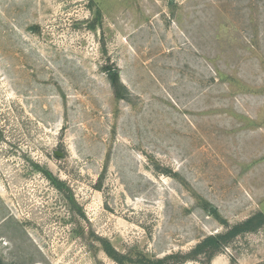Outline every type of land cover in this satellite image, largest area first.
I'll return each mask as SVG.
<instances>
[{
  "label": "rangeland",
  "instance_id": "rangeland-1",
  "mask_svg": "<svg viewBox=\"0 0 264 264\" xmlns=\"http://www.w3.org/2000/svg\"><path fill=\"white\" fill-rule=\"evenodd\" d=\"M0 133L5 264L188 254L264 212V0H0ZM203 258L264 264V225Z\"/></svg>",
  "mask_w": 264,
  "mask_h": 264
},
{
  "label": "trees",
  "instance_id": "trees-1",
  "mask_svg": "<svg viewBox=\"0 0 264 264\" xmlns=\"http://www.w3.org/2000/svg\"><path fill=\"white\" fill-rule=\"evenodd\" d=\"M100 11L97 10L96 17L89 23L90 28H95V24L100 18ZM104 70L106 72L108 81L111 85L114 97L117 99H125L127 98V89L125 85L121 82L119 76V70L113 64H106L104 66ZM1 136V133H0ZM166 172H169L165 169ZM43 174L50 180V182L60 191L64 192L66 195L68 187L66 183L57 177L53 176V174L48 169H42ZM68 199L71 203H74L73 197L68 195ZM79 214H82L81 209H77ZM209 212L217 214V210L215 207H209ZM264 225V212H257L246 219L244 222L239 223L233 226L230 230L225 233L208 235L204 237V239L197 243V245L190 250L188 254L181 253H171L165 255L164 257H151L143 252H122L117 250L109 239L103 236L95 235L96 240H98L101 249L113 260L118 262V264H181L187 258H195L202 254L205 258H203V262H208L209 259L214 255L217 251L223 249L224 244H226L233 236H235L239 232H243L246 230L255 231L260 226ZM0 264H5L0 259Z\"/></svg>",
  "mask_w": 264,
  "mask_h": 264
},
{
  "label": "water",
  "instance_id": "water-1",
  "mask_svg": "<svg viewBox=\"0 0 264 264\" xmlns=\"http://www.w3.org/2000/svg\"><path fill=\"white\" fill-rule=\"evenodd\" d=\"M58 154V153H57Z\"/></svg>",
  "mask_w": 264,
  "mask_h": 264
}]
</instances>
